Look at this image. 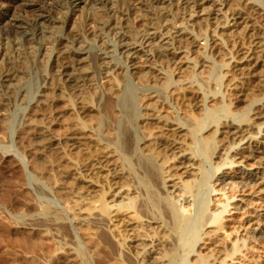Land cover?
I'll return each mask as SVG.
<instances>
[{"label": "bare ground", "instance_id": "1", "mask_svg": "<svg viewBox=\"0 0 264 264\" xmlns=\"http://www.w3.org/2000/svg\"><path fill=\"white\" fill-rule=\"evenodd\" d=\"M141 1L143 0H128V2L127 0H121L116 5L117 10H112L110 7L112 5L110 0H0V120L16 121L20 119V121H24L28 127H33L35 129L37 133L33 140L31 153L38 160L45 162H52L53 160L54 162V158H60L62 160H68L69 164L71 163L72 166L70 168L72 169L73 167L72 171L76 173L84 186L82 185L83 187H79V189L73 191L72 189H69V192L66 187L60 186V189L68 192L66 193L68 196L71 195V200L74 199L73 201H75L73 202L74 204L78 203L80 206L82 205L76 226H80L82 231V228H90L92 225L96 229L102 231L100 232V238L99 236L98 238L101 240L100 244L106 248V255L105 257L96 259L93 263L104 264L106 259L115 260V256H119V259H116L117 264H179L180 252H184V258L182 257L183 260H181L182 262H180V264H211V261H209L210 259H208L209 257L206 258V256L204 257L202 255L203 251H205L203 245L206 244L204 236H207V239L210 240V238L218 233H228V226L224 223L223 214L230 212V207L234 205L230 203V200L233 199V197H229L227 201H225V205L219 214L215 213L217 211L214 213L212 212L213 214H207L210 205L209 198L197 206L193 215L192 213L191 215L185 214V208H183L184 202L187 203L191 198H195V190L197 192L200 188L206 187L209 183L211 184L213 182V177L205 176V174L203 175L204 172H201L202 175L199 173L203 169L200 170L199 168H195V161H199L197 152L191 147V141L190 143L188 141L189 144L187 143V145L186 142L184 144L182 140L183 133L187 132L189 137L193 138L191 139L193 140L192 142H194L196 138L194 132H196V129L190 130L192 125L190 127V125L183 123L182 120L177 117L168 118L159 115L158 105L167 106L168 102L166 103V94L164 95L160 90H155L154 92L149 93L154 87L152 88L151 86V88H147L145 86L146 88L144 92L146 94H144L142 99H139L138 91L131 85L130 80H125L123 83L120 82L121 85H119L117 89L116 87L114 89V86L109 90H106V87L105 89L103 88L105 91H102V95L104 94L106 96V99L103 98L104 100H107L105 102L106 104L105 106L103 104V107L102 105L101 107H94V110L99 113L103 111L110 113L114 112L115 109L118 110L121 119L115 120L117 124L116 127L119 128L116 129L122 130L124 136L122 141L124 143L122 148H120L119 145L121 143L119 144L120 141H117V139L119 140L122 137H120V134L118 133L116 136L120 138L116 139L115 136L102 132L103 129H101V126H103L102 124L104 122L102 124H100L101 121L99 124L97 123L98 127L93 125L95 127L92 129L91 127H86L88 124H86L85 113L87 111L86 107L88 106H85L84 102L82 103L80 101L79 103H76L79 106L76 105L77 107H75L73 103L76 101L73 102L70 99L71 103L73 102V108L77 109L75 114H78V117H80L82 121L81 122L79 119L81 122L80 127L76 126V128H70L69 126V128L66 129L67 131H65V134L56 135L54 134L52 125L57 124V121L62 119L65 115L51 116L47 111L50 110V108L53 110L52 108L56 107L55 105H57V102H60L58 96L52 99H47L45 96L46 93L43 94V92H41L39 98L34 102L35 94L39 93L40 88L38 86L26 82L24 85H20V88L14 89L11 84L13 81L21 79L22 76L27 77L29 73L32 72L30 59L33 54L35 55L36 53L37 55L41 52L43 48L41 40L43 38L46 39L45 45L48 47L47 49L51 50H48L50 51L49 61L56 52L54 56L55 63L53 62L54 66L52 67V81L54 85L67 86L68 84L75 88H79L81 85L83 86L84 84L82 83L84 82H90V79L92 81L93 77L95 80L101 73L105 76L111 71L118 72L120 70H126V73L128 74L127 76L129 77L128 67L130 64H133V67H135L139 62L144 61L150 64L154 63L157 66V64H161V61L164 59H173L174 56L183 53L189 55V53L193 52V50L198 47L196 44L199 39L191 32H188L185 29V31L176 30L177 19H179L177 18L178 14L176 16L174 11L173 13H154L150 9L148 10L147 8H144L145 6L142 7ZM154 1L156 4L170 3L171 5H177L179 7L178 11L180 12L193 10L194 14L191 12L192 14L190 13L191 15L189 14V16H186L184 19L187 26H190L193 29L202 23H206L210 26L213 25L220 29H228V27L246 24V37L248 39L249 37L251 38L250 45L258 47L264 41V15H262V18L260 19L261 24L256 26V22L253 19V13L256 12L257 7L250 0H231L238 3L234 4L236 8L231 6V8L227 10L230 12L224 23H222V25L224 24L223 26L219 24L220 19H217L218 14L216 12L221 10H216L214 8L209 12L210 9L206 7V4L209 2L218 5L220 2L218 0V2L216 0ZM128 3L130 7L126 6ZM219 5L227 7L228 4H224L223 2ZM120 6H125V8L123 10L121 8L120 10ZM131 6H134V8ZM97 7L99 9H97ZM36 10L39 11L40 15L32 21L28 19L30 18L29 16L28 18L18 16V13L21 11H23L24 14H28V11ZM112 12L123 16V18L120 19L121 22L119 24L108 20L110 18H107L108 21L106 22L103 20L106 17H110ZM200 12H203V14H200ZM77 15L81 17V21L76 25L74 30L69 33V35H65L64 31L68 22ZM129 16H135L134 18L132 17L135 19L133 27L135 30H132L129 26L130 23L127 22V20L131 18H129ZM101 20L104 22L101 23ZM231 23H233V25H231ZM25 25L29 26V30L20 32V28ZM50 30L52 33H50L49 36L45 34L44 31ZM98 31L102 34L101 36H104V32L114 35L113 38H115V41H113L115 43H111L113 46L104 43L99 48L98 46H92L86 42H83V45L78 46L81 44V38L87 34L100 37L101 42V36H97V34H99ZM55 33H60L61 37L51 40ZM12 38L14 40L13 42L11 41ZM243 39L245 40V38ZM157 40H159L160 43L154 48V41ZM9 41L13 44L14 49L24 46H29L31 48L32 53L24 52V59L26 62L22 66L19 65L15 57H12L11 54L7 55L5 53L7 50L4 48V43ZM149 41H151L150 45H153L152 48L150 47L151 49L146 48L147 42ZM112 48L115 49L116 52ZM205 48L208 49L207 47ZM205 48L204 50H206ZM117 54L118 56H116ZM253 54H255L254 49L249 50L248 53L245 54V57H243V60H245L243 63H238L234 54L230 58L231 62L227 64L230 68L227 69L237 74V82L245 84L246 82L242 81L244 79H248L247 81L255 77L256 80L259 79L258 73L264 68V54L258 55L256 53V55L252 57ZM82 61L88 62L89 65V70L85 73L77 68ZM202 62L200 61L198 64L197 61L196 63L198 66L200 65V69L206 67L204 66L206 61L204 63ZM234 64L237 65L232 66ZM124 65L126 66L124 67ZM194 67L197 66L195 65ZM137 68L139 67L134 69ZM225 75L227 76V74ZM89 76H92V78ZM100 76L98 77V80L99 78L104 77ZM44 82L46 83V79H44ZM191 83H186L183 87L177 88V90L172 88L167 95L176 102L186 99L185 101H192V104L194 105V102L198 100L197 93L199 91L196 90V86ZM97 84L98 83L96 82V85ZM227 87L228 86L226 85L225 88L227 89ZM22 89H25V96H23L24 98L22 99V103L25 107L22 108V114L19 116L17 113L14 114L13 109L17 102V95ZM166 89L164 88V90ZM177 91H182L185 94L182 97ZM203 100L208 101L207 96H204ZM209 100L212 102L214 98H209ZM254 103H252L251 108H249V110L243 115H238L237 117V115H234L232 112L231 114L236 116V118H233L230 114L229 106V111L226 109L229 113L224 117L226 120L222 121L223 117H220V122L219 118H214L215 114L213 115L212 112H216V114L219 113V110L217 112L215 109V111H210L214 118L213 121L209 118H205L206 120L204 119L202 123H196V126L198 124L197 129H199L200 132L210 128V125L215 123L213 137H223L221 140L219 139V141L217 138V141H214L215 139L208 141L207 144L201 139L202 145H205L203 146L205 147L204 152L210 153V158H212L211 161L215 160L212 164L216 165L215 170L217 172L220 168L222 169V167L226 165L233 168L236 164L243 166L248 162L253 163L249 166H257L256 170H260L259 172L245 176V181H241L239 184L241 188H253L254 184L252 183L255 181V178L257 179L258 175L261 174V171L264 170V146H262L264 145V142L262 141L264 139V123H257L258 121L260 122L261 120H264V101L257 100ZM28 108H30V111L26 113ZM11 111L12 114L9 113L6 115L3 113ZM36 113H39L43 118L42 120L40 119V121H46L50 124H42L39 120L34 119ZM66 118L67 117L65 116L62 120L64 121ZM70 118L72 120V117ZM70 118L67 119L69 120ZM237 118H239V120ZM155 122H157L158 125H162L168 133L163 136L162 134H159L161 135L159 136L156 133L158 131L156 128H154V130H157L156 132L154 131L156 135L155 133L146 134L147 132H141L142 127L144 130L145 128L150 130V128L155 125L153 124ZM125 123H127L128 126H125ZM196 126L194 125V127ZM162 127H160V129H162ZM82 131L86 132L85 136L78 135L77 132L81 133ZM188 134L185 137H187ZM91 138H97L98 141L103 144L104 142L100 140L102 138L106 141L103 144L105 148L102 147V149H98L97 146L98 150L96 149V152H92V149L88 148L87 143H85L87 139L91 140ZM223 139H228L227 149H221L222 147L220 148V146H218ZM103 148L107 154H98V151H102ZM76 154L79 156V159H76L78 162H72V160H69L73 155L76 156ZM127 155L131 157V160L128 159ZM114 157L116 158L115 160L119 161V164H113L115 160L112 162L111 158ZM52 163L49 164L53 168L54 166ZM232 168L229 170H233ZM185 169H190V171L187 172L186 177L190 176L194 179L188 184H181L180 182L175 183L176 174ZM174 172L176 173L173 174ZM104 173H106V176L110 179L108 185H110L109 190H112L111 197L116 200L112 205L106 203L107 205L104 206H106L107 209L106 207L103 208L106 210V213L103 211V213H101V211L99 212L97 210H100V208L96 207L97 201L94 202L93 200V202H91V196L93 195L92 189H96L97 192L98 188H102V185H100L101 183H98V180L95 179L97 177L101 179L100 177L102 176L100 174L103 175ZM233 178L234 176L232 174L228 175L225 172L221 173V176H217V183L214 182L210 194L223 191L226 188V185L220 190H217V188L224 185L226 180H231ZM126 180L128 181L127 183H125ZM120 182H123L124 185L117 186ZM172 182L174 185L172 184V186H168V183ZM218 182L220 183L219 185ZM114 185L117 187L115 186V188ZM104 186L105 185H103V187ZM89 189L91 190L89 191ZM258 191V193H262L261 196H255L259 203H256L255 207L252 208L253 211H246L245 215L248 216V218L244 219L237 228L235 227L236 238H234V241L231 243V247L225 248L222 254L226 258L233 260L237 253L241 252L251 240H255L258 244L264 242V189H259ZM108 193L110 192L108 191ZM96 196L97 195H95V197ZM193 201L194 200H191L189 203H192ZM91 203L94 204L92 207V213L90 212L91 210L89 211L86 208V206ZM103 204H105V202ZM47 205H44L46 208L42 209L44 214L41 216L45 217H43L45 220L41 222L42 225H46L45 223H48L49 221H52V223L53 221L54 223L55 221L60 222L62 219L64 220L66 218V216L65 218L63 217V214L56 213V209L53 211V206L48 205V207ZM114 208L116 210H114ZM115 211L117 213L116 216L113 215ZM123 211L135 214L137 217L136 219L141 223L139 222L138 229L128 231L127 229H123V232L126 231L127 233L125 236L123 235L124 238H120L119 235L121 236V233L123 232L121 231L118 235L116 233L117 230L115 232L113 229V222L115 220L114 218L124 213ZM59 212L61 213L60 210ZM255 220L256 222H254ZM12 221V223L20 224L24 222V219L13 216ZM41 223L39 221V224ZM62 224L64 223L62 222ZM209 224L213 225L214 229L202 233V229L206 228ZM246 227L251 228L249 231L246 230L247 233L243 234L241 229H244L245 231ZM227 236L230 237V234ZM201 241H203V244L197 247ZM77 247L76 250L78 253L76 252V255L81 258L82 263L92 264L88 254V252H90L87 249L88 247L86 248L82 245H78ZM191 255L197 258L196 262H190ZM221 264H226L225 260H222ZM254 264H261V262H255Z\"/></svg>", "mask_w": 264, "mask_h": 264}, {"label": "rangeland", "instance_id": "2", "mask_svg": "<svg viewBox=\"0 0 264 264\" xmlns=\"http://www.w3.org/2000/svg\"><path fill=\"white\" fill-rule=\"evenodd\" d=\"M120 1L121 0H110L112 4L110 7L112 8V10L114 9L117 10L116 5ZM218 1H220L219 4L223 2L224 4H228L227 7L226 6L222 7L219 4L215 5L212 2H209L208 4H206V7L210 9L209 12L211 11V9H214V8L216 10H221V11H216V12L218 14L217 19H220L219 24L223 26L224 24L222 25V23H224L226 17L229 15V12H230V11L228 12L227 10L231 8V6H233L234 8L235 7L234 4L238 2L236 1L233 2L231 0H225V1L218 0ZM250 1L254 3L257 7L256 12L253 13V19L256 22V26H259L261 24L260 19L262 18V15H264V0H250ZM141 2H142L141 4L142 7L145 6L144 8H147L148 10L150 9L154 13L163 14L166 12L173 13L174 11V14H176V16L178 14L177 18L179 19H177L176 30L185 29L188 32H191L195 37L199 39L198 43L196 44L198 45V47L195 48L193 52L189 53V55L187 53L186 54L183 53V54L174 56L173 59H164L163 61H161L162 63L161 64L158 63L157 66L154 63L153 65L150 63H146L144 61L139 62L135 67H133V64H130L128 67L129 77L127 76L128 74L126 73V70L124 71L120 70L118 72H112V71L110 72L109 70H107L111 74L109 73L108 75L104 76V74L101 73L103 75L99 74V76L101 75L104 77L102 78L100 76L101 78H99V80H98V77H99L98 75H97L98 77L95 80H94V77L92 78V76H89L93 80L91 81L90 79V82L82 83L84 85L83 86L81 85L82 87L80 86L79 87L80 89H79V88H75L74 86H70L68 84L67 86L66 85H58V86L54 85L52 81L53 79L52 78V74H53L52 67L54 66V63H55L54 56L56 52L53 54L51 60L49 61L51 50L47 49L48 47L45 45L46 39L43 38L41 40V44L43 46L41 52L38 53L37 55L36 53L35 55L33 54V56H31V59H30L32 72L29 73L27 77L22 76L21 79L13 81L11 84L14 89L20 88L26 82L33 84V85L35 84L36 86H38L40 89H39V93L35 94L34 102H36V100L39 98V95L41 94V92H43V94L46 93L45 96L47 99H52L58 96L60 102H57V105H55L56 107L52 108L53 110H51L50 108V110H48L47 112L50 113L49 115L51 116H54V115L64 116L65 115L67 118L72 117V120L71 118L69 120L66 118L67 120L64 119L63 121L62 119L65 118L64 116L62 119H59L60 121L59 120L57 121L58 122L57 124L52 125L53 126L52 129L54 131V134L56 135L65 134L66 133L65 131H67L66 129L69 128V126L70 128L71 127L76 128V126L80 127V123L82 121L80 117H78V114L77 115L75 114L76 113L75 111L77 109L73 107L79 106L76 103H79L80 101L82 103L84 102V105L88 106L86 107L87 108V111L85 113L86 116L84 115L86 117L85 118L86 124H88L86 125V127L88 126L87 128L91 127L92 129L93 127H95L93 125H96V127H98L97 125L100 123V121H101L100 124L104 122L102 124L103 126H101V129H103L102 132H104L105 134L108 133L109 135L115 136L116 139L122 137L119 140L117 139V141H120L119 144L121 143L119 145L120 148H122L123 146L124 142L122 141L124 139L123 138L124 136L122 134L123 131L117 130L119 128L116 127L117 124L115 120L121 119V117H119L121 115L119 114L118 110L115 109L114 112H110V113L105 112V111L99 113L96 110H94L98 106L101 107L102 105L103 107V104L104 106L106 104L105 102L107 100L103 99V98L106 99V96L104 94L102 95V91L103 92L105 91L104 90L105 87H106V90H109L113 86H114V89L115 87L117 89L118 86L121 85V83H123L125 80H130L131 85L135 87V89H137L138 91L139 99H142L144 94H146L144 92L145 88L146 87L151 88V86L152 88L153 87L154 88L149 93L154 92L155 90H160L164 95L166 94L165 96L166 103L167 102L168 103H167V106L158 105V110L160 113L159 115H162L168 118L177 117L178 119L182 120L183 123L190 125V127L192 125L190 130L196 129V132H194L196 134V138L194 142H192L193 140L191 139L193 138L189 137V134L187 132L183 133L184 135L182 137V140L184 144L185 142L187 144L188 141L189 143L191 141V147H193V149L197 152L199 161L198 162L195 161V166H196L195 168H199L200 170L203 169L199 173L201 174V172L202 173L204 172L203 175L205 174V176L213 177L212 179L213 182L211 184L209 183V185H207L206 187L200 188L199 190H197V192L195 190V193L197 194V195L194 194L195 198H191L190 200H188L187 203L184 202L183 208H185V214L191 215L192 213L193 215L195 213V209L197 208V206H199L201 202H204L208 198H209L208 200L210 201L209 203L210 205L208 207L207 214L208 213L213 214L215 211L218 212V213L215 212L216 214H219L222 211L223 206L225 205V201H227L229 197H233V199L230 200V203L234 205L230 207L229 209L230 212L223 214L224 223L228 226L227 228L228 233L227 234L218 233L217 235L210 238V240L207 239L208 238L207 236H204L206 239V244L203 245V247L205 248V251H203L202 255L204 257L206 256V258L209 257L208 259H210L209 261H211V264H221L222 260H225L226 264H254L255 262L256 263L261 262V264H264V242H262L261 244H258L255 240H251L249 243H247L246 247H244L241 250V252L237 253V255L233 258V260H231L230 258H226L224 257V255H222L224 252V249L227 247H231V243L234 241V238H236L235 230L238 227V225H240L241 222L244 221V219L248 218V216L245 215L246 211H249V210L253 211L252 208L255 207L256 203H259L258 200L255 198V196L262 195V193H258L259 192L258 190L264 189V170L261 171V174L258 175L257 179L254 177L255 181L252 183L254 184L253 188L252 187L251 188H241L239 184L241 183V181H245L244 180L245 176L251 173L259 172L260 170H256L257 166L255 167L249 166L253 163L248 162L246 165H243V166L236 164L233 166V168L229 165L228 166L226 165V166H223L222 169L220 168V170L217 172L215 170L216 165L212 164L214 163L215 160L211 161L212 158H210L211 156L210 153L204 152L205 147L203 146L205 145H202L201 139H203L204 143L207 144L208 141H212L213 139H215L214 141H217V140L219 141V139L221 140L223 137H215V138L213 137L214 136L213 131L215 130L214 125H216L215 123H213V125H210V128H207L206 130L202 132H200L199 129H197L198 124L196 126V123H199V124L202 123L205 118L206 119L209 118L211 121H213L214 118H217V119L219 118L220 120V117H223L222 121L226 120V118L224 117L227 116V114L229 113L228 112L229 110H230V114L233 112V114L237 115L238 117V115H243L244 113H246L249 110V108H251L252 103L256 102L257 100L264 101V68L262 69V71L258 73V78H259L258 80H256V77L253 79H250L249 80L250 82L247 81L248 79L246 80L244 79L242 81L246 82L245 84L237 82L238 81V79L236 78L237 74L227 69V68H230L228 67L227 64L231 62L230 58L233 56V54L235 55L234 57L236 58V61L238 63L245 62V60H243V57H245V54L248 53V51L251 49H254L255 51V54H253L252 57H254L256 53L258 55L264 54V44H263L264 41L263 43H261L262 45L260 44L258 47H253L252 45H250L251 38L249 37L248 39L246 37V34H247L246 33L247 31L245 29L246 24L238 25L235 27H228V29L227 28L220 29L219 27L217 28L216 26H213V25L210 26L206 23H202V24L197 25L195 27L196 29L195 28L193 29L190 26L188 27L186 24V21H184L186 16L188 17L191 12L194 14L193 10L188 11L189 13L184 12V11L180 12L178 11L179 7L177 5H171L170 3H166V4L157 3L156 4L154 0H143ZM126 6L130 7L129 3ZM131 7L134 8V6H131ZM121 8L123 10L125 6H120V10ZM97 9L99 8L97 7ZM96 12H99V11H96ZM89 14H92V13H89ZM117 14L118 13L115 14L112 12L111 13L112 16L110 15V17H106L103 20L105 22L108 20H111L112 22L114 23L116 22V24H119L121 22L120 19H122L123 16H121L120 14L118 15ZM200 14H203V12H200ZM39 15L40 13L37 10L28 11V14H24L23 11L18 13V16L22 18H28L29 16L30 18L28 19H30L31 21L34 20V18H37ZM132 17L134 18L135 16H129L131 20L128 19L127 22L130 23L129 26L133 30L135 19H133ZM80 18L81 17L77 15L76 17H74L72 20L68 22V25L66 26V29L64 31L65 35H69V33H71L74 30L76 25L81 21ZM107 18H110V19L107 20ZM103 20H101L102 22L101 21L100 22L103 23L104 22ZM231 25H233V23H231ZM28 27H29L28 25L22 26L19 31L25 32L29 30ZM44 32L48 36L50 35V33H52L51 30L44 31ZM99 32L100 31H98V33ZM104 33H103L104 36H101L102 34L100 33L97 34V36L99 35L101 36L102 43L100 42V37H95L94 35L87 34L81 38L80 40L81 44H79L78 46L83 45L85 42L89 43L92 46H98L99 48L104 43H107L108 45L110 44L111 46H113L112 44L115 43L114 42L115 38H113L114 35L107 34L106 32ZM60 37H61L60 33H55V35H53L51 40L55 38H60ZM243 38H245V40ZM11 41L12 42L14 41L13 38L11 39ZM150 42L151 41L147 42V45H146L147 49H151L153 47V45L152 46L150 45ZM158 43H160L159 40L154 41V48L157 46ZM205 47H207L208 49H206ZM4 48L5 50H7V52L5 53L7 55L11 54L12 57H15L20 66H22L26 62L24 59V54L32 53V50L29 46L27 47L24 46L20 48L17 47L16 49H14L13 44L10 43V41L4 43ZM204 48L206 50H204ZM116 56H118V54ZM197 61H198V64L200 61L202 63L206 61L205 62L206 65L204 64V66L206 67L200 69V65L198 66L196 64ZM194 64L197 67H194L195 66ZM235 65L237 64H234L232 66H235ZM88 66H89L88 62L82 61V63L79 64L77 68L83 73H85L87 70H89ZM125 66L126 65H124V67ZM136 67H139V68L134 69ZM225 74H227V76ZM125 78H129V79H125ZM44 79H46V83L44 82ZM184 81H188V82H184ZM96 82L98 83L97 85H96ZM175 83L177 86L175 85ZM186 83L194 84V86H196L195 87L196 90L199 91L198 92L199 94L197 93L198 100L194 102V105L192 104V101L191 102L185 101L186 99L185 100L183 99V101L181 100V101L176 102L173 99H171L169 95H167L172 90V88H175L177 90V88L183 87V85ZM226 85L229 87V88L227 87L229 91L225 88ZM164 88L165 89L167 88V89L164 90ZM177 92L182 97L185 94L182 91L181 92L177 91ZM23 96H25V89H22L17 95V102L13 109L14 114L17 113L19 116L22 114V108L25 107V105H23L22 103V99L24 98ZM204 96H207L208 101L203 100ZM209 98H214V100L210 102L211 100H209ZM70 99L73 102L76 101L75 103L72 102L74 106L72 105ZM254 104H257V103H254ZM215 109L217 110V112L219 110V113L216 114V112L215 113L212 112V111H215ZM29 111H30V108L27 109L26 113H28ZM210 111L212 112L213 115L215 114L214 118ZM3 113L8 115L9 113L12 114V111L3 112ZM233 118H236V116H233ZM34 119L40 121V119L42 120L43 118L39 115V113H36L34 115ZM79 119L81 122L79 121ZM237 119L239 120V118ZM40 123L46 124L47 122L40 121ZM257 123L259 124L264 123V120H261L260 122L258 121ZM49 124L50 123L48 122L47 125ZM153 124L155 125H153L150 128V130L146 128L144 130L142 127L141 128L142 130L140 129L141 132L144 131V133L147 132L146 134H148V133H155L157 130L158 131L160 130L159 132L157 131L156 133L157 135L162 134V136L168 133L165 130V128L162 127V125L160 124L158 125L157 122ZM194 125L196 127H194ZM125 126H128V124L125 123ZM160 127H162V129H160ZM154 128H156L157 130L156 129L154 130ZM161 130H162V133H161ZM36 133L37 132L35 131L33 127H28V125L25 124L24 121H20V119L16 121L0 120V264H83L81 258L76 255V252H77L76 249L78 248L77 247L78 245L85 246L86 248L88 247L87 249L90 251L88 252L90 260L92 264H95L93 262L96 259L105 257L106 255L105 253L106 248H104V246L100 244L101 240L99 239L101 235L100 232L102 231L96 229L91 224H90L91 225L90 228L89 227L82 228V231H81L80 226L79 227L76 226L78 223L77 220H78V217L80 216L79 212H80L82 205L80 206L78 203L74 204L73 202L75 201H73L74 199L71 200L72 198L71 195L68 196V194H66L69 192V189L70 190L72 189V191L77 190L79 189V187L80 188L83 187L84 184L83 182H81V180H79V177L76 175V173L72 171L73 167L72 169L70 168L72 165L71 163L69 164L68 160L54 158V162L52 160L53 162L52 163L51 161L45 162V161L38 160L36 157H34V155L31 153V148H32L33 140L35 139ZM77 133L79 136L86 135L85 134L86 132L84 131H82L81 133L80 132H77ZM118 133L120 134V137L116 136ZM187 134L188 136L185 137ZM96 139L97 138H91V140L87 139L85 141V143H87L88 148L92 149V152H96L95 150L97 149V146H98V149H102V147H104L103 144L106 142L101 138L100 140L104 142L103 144H101V142L98 141V139L97 140ZM262 141L264 142V139ZM222 142L220 143L221 145L219 144L218 146H220V148L222 147L221 149L223 148L227 149L228 139L227 140L223 139ZM104 148L102 151H98V154L101 153L102 155H106L107 153L104 150ZM208 155L210 159L208 158ZM77 156H78L77 154L76 156L73 155L71 159L69 160H72V162H78L77 160L79 159V156L78 158ZM127 156H128V159L131 160V157L129 155ZM115 159H116L115 157L111 158V161L113 162ZM116 161L117 160H115L113 164L115 165L116 163L119 164V161L117 162ZM49 163L50 164L52 163L54 167L52 168ZM230 168H232L234 171L229 170ZM188 171H190V169H185L177 173L175 176L176 178L175 183L180 182L181 184H186V183L188 184L191 180H193L194 179L193 177H190V176L186 177ZM223 172H225L228 175L232 174L234 178L231 180L230 179L226 180L224 185L217 188V190H220L223 186L226 185L225 186L226 188L223 191L215 192V193L213 192L210 194L211 188H213L214 182H216L217 176H221V173ZM175 173L176 172H174L173 174ZM100 175L102 176L100 177L101 179L97 177L95 180H98V183H101L100 185H102V188H98L97 192H96V189H92L93 195L91 196L92 198L91 202H93V200L94 202L97 201L96 207L100 208V210L99 209L97 210L99 212L101 211V213L103 212L106 213L105 212L106 210L103 209L106 207L104 205H107L106 203H110L112 205L113 203H115L116 199L111 197L112 190H109L110 185H108L109 184L108 181H110L109 177L106 176V173H104L103 175L102 174ZM127 182L128 181L126 180L125 183ZM172 184L174 185L173 182L168 183V186H172ZM219 184L220 183L218 182V185ZM103 185L105 186L103 187ZM121 185H124L123 182H120L119 185L117 186H121ZM60 186L66 187L68 189L67 190L68 192L61 190ZM115 186L116 185H114V187ZM90 190L91 189H89V191ZM108 191L110 193H108ZM107 193L110 195H108ZM94 194L97 196L95 197ZM191 200H194V201L192 203H189ZM104 202L105 204H103ZM47 204L50 206H53L52 207L53 211L54 209H56L55 211L56 213H59L61 215L63 214L64 218L66 216V218L64 219L66 221H64L63 219L61 220L64 224H62L61 221L60 222L55 221V223L54 221L53 223L52 221H49L48 223H45L46 225H42L41 222L45 220L43 219L44 216H41L42 214H44L42 209L46 208L44 207V205H47ZM93 206L94 204L91 203L88 206H86V208L89 211L91 210L90 212L92 213ZM59 210L61 211V213L59 212ZM114 210L116 209L114 208ZM113 215L115 216L117 215L116 211L114 212ZM13 216L24 219V222L20 224L12 223ZM136 218L137 217L135 214H131V212L130 213L124 212L118 217L114 218L115 220L113 222V229L115 230V232L117 230L116 233L118 235L121 233V231L123 232V229L125 230L127 229V231L132 230V229H138L139 228L138 226L141 222L137 220ZM39 221L41 224H39ZM25 222H26V225H25ZM254 222H256V220ZM62 225L65 227L67 226L66 229ZM61 228H64V229H61ZM250 228L246 227L245 231L244 229H241V232H243V234L247 233V231H249ZM212 229H214L213 225L209 224L208 226H206V228L202 229V233L204 232L206 233L208 231H211ZM64 230H68V231H64ZM126 233L127 232L124 231L123 233H121V236L119 235V237L124 238ZM228 234H230V237L227 236ZM201 244H203V241H201L197 245V247ZM184 255H185L184 252H180L179 264L180 262H182L181 260H183L182 257L184 258ZM116 259H119V256L117 257L115 256V260L106 259L104 264H117ZM196 260H197L196 257H193V255L190 256L191 263L196 262Z\"/></svg>", "mask_w": 264, "mask_h": 264}]
</instances>
